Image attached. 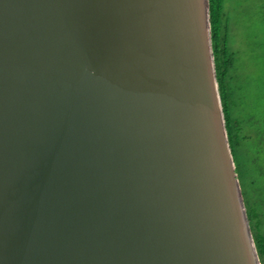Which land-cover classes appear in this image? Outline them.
Here are the masks:
<instances>
[{"label":"water","instance_id":"1","mask_svg":"<svg viewBox=\"0 0 264 264\" xmlns=\"http://www.w3.org/2000/svg\"><path fill=\"white\" fill-rule=\"evenodd\" d=\"M0 264H261L210 0H0Z\"/></svg>","mask_w":264,"mask_h":264},{"label":"trees","instance_id":"2","mask_svg":"<svg viewBox=\"0 0 264 264\" xmlns=\"http://www.w3.org/2000/svg\"><path fill=\"white\" fill-rule=\"evenodd\" d=\"M226 2L210 0L217 79L251 231L261 264H264V110L261 114L247 115L238 110L239 98L242 100L238 90L246 86L247 81L242 80L237 72L238 54L232 48V22ZM262 96L264 101V92Z\"/></svg>","mask_w":264,"mask_h":264},{"label":"rangeland","instance_id":"3","mask_svg":"<svg viewBox=\"0 0 264 264\" xmlns=\"http://www.w3.org/2000/svg\"><path fill=\"white\" fill-rule=\"evenodd\" d=\"M226 9L232 22V48L238 54L237 72L247 81L238 90L242 96L238 110L243 115L261 114L264 110V0H227Z\"/></svg>","mask_w":264,"mask_h":264}]
</instances>
